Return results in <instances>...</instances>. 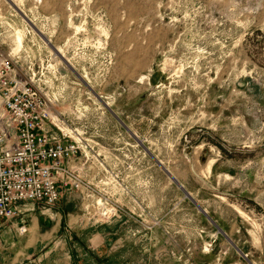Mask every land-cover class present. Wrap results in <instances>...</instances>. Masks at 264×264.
Segmentation results:
<instances>
[{
	"label": "rangeland",
	"instance_id": "rangeland-1",
	"mask_svg": "<svg viewBox=\"0 0 264 264\" xmlns=\"http://www.w3.org/2000/svg\"><path fill=\"white\" fill-rule=\"evenodd\" d=\"M14 54L102 198L2 223L0 264H264V0H0Z\"/></svg>",
	"mask_w": 264,
	"mask_h": 264
},
{
	"label": "built area",
	"instance_id": "built-area-1",
	"mask_svg": "<svg viewBox=\"0 0 264 264\" xmlns=\"http://www.w3.org/2000/svg\"><path fill=\"white\" fill-rule=\"evenodd\" d=\"M33 65L29 60L21 63L15 54L0 57V220L4 221L27 213L25 203L48 212L60 199H70L72 192L95 206L102 198L98 184L82 177L87 162L82 152L90 150L82 131L86 118L59 109L46 77ZM92 161L90 166L100 168L97 160ZM20 225L24 234L26 225L21 220Z\"/></svg>",
	"mask_w": 264,
	"mask_h": 264
},
{
	"label": "crops",
	"instance_id": "crops-1",
	"mask_svg": "<svg viewBox=\"0 0 264 264\" xmlns=\"http://www.w3.org/2000/svg\"><path fill=\"white\" fill-rule=\"evenodd\" d=\"M69 200L70 199H67V198L60 199L59 201L56 202V204L54 205V207L52 208V210H54V211L57 210L55 213H57V212L61 213V209H62L61 207H65L67 204H69ZM33 205L34 204H30L29 203V205H28V203H25L23 205V207L26 208V209H28V212L27 213H24L23 216H17V217L12 218V220L15 221V225L16 226H20V220L23 221L24 224H26L27 223V219L28 218H32V215H33L32 212L34 211L33 210ZM46 213L49 214V211L48 212L47 211H44L42 213L40 212V214H42V215H45ZM38 215H37V217H38ZM10 221H8V220H5V221L4 220H0V235H2V233H4V231H3L4 229H2L4 227V225H3L4 222H10ZM26 227H27V230H26L25 236H27L29 234V230L28 229L30 228L29 225H26Z\"/></svg>",
	"mask_w": 264,
	"mask_h": 264
},
{
	"label": "bare ground",
	"instance_id": "bare-ground-1",
	"mask_svg": "<svg viewBox=\"0 0 264 264\" xmlns=\"http://www.w3.org/2000/svg\"><path fill=\"white\" fill-rule=\"evenodd\" d=\"M17 42L19 45L22 44V35L20 34V32H17V38H16ZM98 203V202H97ZM108 214H110L108 211H105V213L101 214L99 213L96 217L99 219V218H103V217H106Z\"/></svg>",
	"mask_w": 264,
	"mask_h": 264
}]
</instances>
